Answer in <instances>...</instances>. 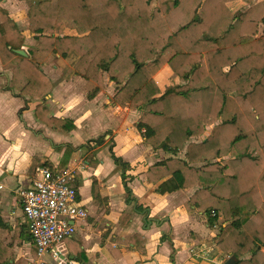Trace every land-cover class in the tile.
<instances>
[{
	"label": "trees",
	"instance_id": "16d2710c",
	"mask_svg": "<svg viewBox=\"0 0 264 264\" xmlns=\"http://www.w3.org/2000/svg\"><path fill=\"white\" fill-rule=\"evenodd\" d=\"M251 1L29 0V31L38 45L26 51L24 35L0 7V60L5 70H13L8 88L18 90V97L42 100L36 116L53 130L71 132L76 129L72 120L49 116L44 103L54 84L40 66L57 57L72 60L73 72L94 86L88 100L104 88L107 76L119 87L114 103L141 112L135 127L144 130L145 142L172 155L149 169L148 182L166 180L158 188L162 194L197 188L187 208L205 214L209 227H219L212 243L236 258L234 264H264V35L259 37L264 0L252 5L246 16L231 11V5ZM67 28L76 34L66 35ZM220 49L231 67L214 78L212 110L203 114L202 83L212 76L213 52ZM20 51L38 66L15 64ZM127 60L130 65L120 71ZM165 66L172 81L183 83L162 93L154 78ZM206 127H212L206 141L190 142ZM112 157L127 169L121 158ZM127 179L124 174L130 194ZM136 211L147 222L152 220L149 209L137 205ZM120 220L128 226L130 215L123 213ZM25 233V226L13 230L0 216V264H16L13 251L24 242L32 243V258H37L32 238ZM127 241L145 252L144 237L133 234ZM19 264L29 262L21 259Z\"/></svg>",
	"mask_w": 264,
	"mask_h": 264
},
{
	"label": "crops",
	"instance_id": "0c3cea01",
	"mask_svg": "<svg viewBox=\"0 0 264 264\" xmlns=\"http://www.w3.org/2000/svg\"><path fill=\"white\" fill-rule=\"evenodd\" d=\"M261 1L252 0L250 3L239 2L233 5L237 4L241 8L238 13L246 16L251 6ZM10 2L11 0L2 1L0 7L9 13L24 35L26 48L37 46L36 35L29 31V8L25 13L23 9L17 11L18 8L11 6ZM231 9L235 12L232 5ZM263 35L264 25L260 28L259 37ZM207 36L215 37L211 32H208ZM213 54L216 66L212 69V76L202 83L203 114H209L212 110L216 92L214 78L224 74L231 67L224 49L215 50ZM20 58L23 62L18 64L28 69L38 66L26 52ZM59 59L57 57L53 61ZM52 62L41 68L54 84V89L45 99L44 105L50 117L72 120L76 129L71 132L53 130L36 116V109L43 103L42 100L18 97V90L8 88L12 86L13 70H5L0 60V216L3 221L13 230L25 226L29 231L19 191L31 187L38 168L63 171L72 167L76 168L74 184L79 203L88 212V217L76 223V234L60 245L59 255H43L45 262L225 264L230 259L229 256L212 243L219 234V227H209L205 214L192 213L187 208V203L197 188L162 194L158 192V188L166 180L155 184L148 182L149 169L172 155L155 150L145 142L144 130L140 132L135 127L141 112L114 103L113 98L119 87L108 78L97 96L88 100L87 95L93 84L74 72L66 73L61 66ZM171 75L170 68L165 66L155 76L162 93L174 83H183V80L179 79L171 81ZM249 77L250 75L243 77L238 84L247 81ZM208 128L211 129L208 131ZM211 130L212 127H206L202 136L192 138L190 142L206 141ZM62 133L68 135L65 137ZM51 134L56 138H66L67 142L55 141L48 137ZM105 136L106 139L102 140ZM101 141L104 142L99 144ZM58 147L61 149L58 150ZM113 154L128 165L126 170L114 161ZM184 154L185 151L178 157L183 158ZM124 174L130 178L125 181L130 194L126 192L122 180ZM128 197L132 199L131 202H127ZM137 205L149 209L148 217L151 221L147 222V217L136 211ZM123 213L130 215L128 226L121 223ZM10 234L13 235L14 232ZM133 234L146 239L145 252H141L133 243L127 241V237ZM164 236L166 241L162 240ZM24 247H27L29 257L20 256L12 260L14 263L19 264L21 259H27L31 263V242H24L22 246L16 247L13 253L22 251ZM193 249H208L211 254L202 260L191 253ZM216 253L222 257H219L220 260L215 258Z\"/></svg>",
	"mask_w": 264,
	"mask_h": 264
},
{
	"label": "built area",
	"instance_id": "2783aa9c",
	"mask_svg": "<svg viewBox=\"0 0 264 264\" xmlns=\"http://www.w3.org/2000/svg\"><path fill=\"white\" fill-rule=\"evenodd\" d=\"M75 171L76 168L72 167L63 171L38 168L31 187L18 193L38 252L30 264H49L41 257L50 253L59 255L60 245L76 234V223L88 217V212L79 203L77 190L72 186ZM191 253L202 260L211 254L208 249H193Z\"/></svg>",
	"mask_w": 264,
	"mask_h": 264
},
{
	"label": "rangeland",
	"instance_id": "374dc122",
	"mask_svg": "<svg viewBox=\"0 0 264 264\" xmlns=\"http://www.w3.org/2000/svg\"><path fill=\"white\" fill-rule=\"evenodd\" d=\"M263 1V0H262ZM11 6H14V8H18L17 9V11L19 10V11H21V9H23V11H24V13L26 12V10L29 8V5H30V3H29V0H11ZM234 8H235V12H232V13H238V11H240L241 10V8H239V6L236 4V5H232ZM240 14V13H239ZM65 34L66 35H75L76 33H75V31L74 30H72V29H70V28H67L66 30H65ZM30 34H29V31H28V36H29ZM36 37V36H35ZM25 47H26V45H25ZM26 49L27 48H25V51H26ZM127 61H129V60H127ZM19 62H23V59H21V58H18L16 61H15V64H18ZM53 64H58L59 66H61V68L62 69H64L65 70V72L66 73H69V72H73L74 71V68H73V66H72V63H73V61H71V60H63V59H59V60H57V61H53L52 62ZM130 63H131V61H129V62H126L125 61V63H122L120 66H119V70L120 71H123V70H125L129 65H130ZM50 64V63H49ZM46 65H48V64H46ZM44 66V65H43ZM40 68H42V66H40ZM167 69V71H169V69L168 68H166ZM43 71V70H42ZM107 76H105V78H104V82H106L107 81ZM155 79V78H154ZM172 81V80H171ZM174 82V81H173ZM172 82V83H173ZM176 82V81H175ZM93 88H94V86L92 87V89L90 90V92L93 90ZM89 92V93H90ZM88 93V94H89ZM211 128H208V131L210 130ZM62 136H67L68 134H61ZM52 136V134L51 135H48V137H50L51 139H53V140H55V141H59V140H64L65 142H67L66 141V138H61L60 139V137H51ZM46 149H43V151H45ZM18 252V251H17ZM15 252V254L13 253V257H12V260L14 259H18V258H20V256L21 257H24V258H28L29 257V255H28V250H27V247H24L23 249H22V251H20V252ZM218 257V259L217 260H220L219 259V257L220 258H222L221 256H217V253H216V257L215 258H217ZM33 259V258H32ZM43 261H46V259H45V256H42V258H41ZM13 260V261H14ZM209 260H210V262L212 261V258L210 257L209 258ZM229 260V259H228ZM227 260V261H228ZM30 263V262H29Z\"/></svg>",
	"mask_w": 264,
	"mask_h": 264
},
{
	"label": "water",
	"instance_id": "95a60500",
	"mask_svg": "<svg viewBox=\"0 0 264 264\" xmlns=\"http://www.w3.org/2000/svg\"><path fill=\"white\" fill-rule=\"evenodd\" d=\"M20 55H25V52L24 51H20V52H18ZM106 136H108V134L106 135ZM106 136H105V138H103L102 140H105L106 139ZM102 142H104V141H101V143H99V144H102ZM150 224V223H149ZM235 261H236V258H232V259H229L228 261H226L225 262V264H234L235 263Z\"/></svg>",
	"mask_w": 264,
	"mask_h": 264
}]
</instances>
